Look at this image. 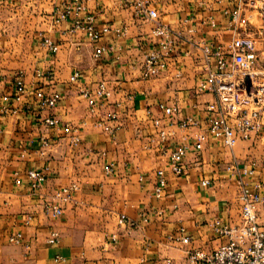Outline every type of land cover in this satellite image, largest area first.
<instances>
[{
    "label": "crops",
    "instance_id": "obj_1",
    "mask_svg": "<svg viewBox=\"0 0 264 264\" xmlns=\"http://www.w3.org/2000/svg\"><path fill=\"white\" fill-rule=\"evenodd\" d=\"M64 1L0 0V264H185L189 250L211 252L227 240L211 224H238L242 186L264 184V128L231 150L204 140L201 151L187 154L184 174H167L161 200L153 194L154 178L157 170H168L174 143L191 144L205 131L203 109L215 97L195 91L207 69L197 45L226 46L232 37L230 13L238 0H143L177 36L167 69L152 79H143L139 71L144 54L156 48L148 38L152 25L137 18L134 8L115 0H87V13L97 24L125 28L124 34L111 31L94 44L82 33H71L70 21H55ZM42 37L59 45V52L43 48ZM97 45L105 51L95 59ZM75 72L78 78L70 82ZM17 74L26 89L20 102L13 98ZM100 82L107 84L111 97L91 113L81 90L92 91ZM36 90L59 95L57 105L41 111ZM159 103L177 107L175 119L199 120L200 128L174 127V137L160 143L151 123V118L163 117ZM109 114L115 119L108 120ZM47 117L58 125L45 126ZM103 126L114 128V134ZM73 135L79 139L76 145L71 144ZM233 163L239 170L254 163L253 174L239 176L229 169ZM29 170L46 175L36 192L28 187ZM202 180L209 185L201 187ZM72 184L78 190L61 204L62 216L44 214L43 203ZM122 215L134 225L120 223ZM27 216L32 220L26 226ZM145 216L147 223L142 222ZM260 222L264 224V211ZM51 228L60 234L56 246L46 243ZM18 232L24 245H9L8 236ZM180 236L190 242L176 241Z\"/></svg>",
    "mask_w": 264,
    "mask_h": 264
},
{
    "label": "built area",
    "instance_id": "obj_2",
    "mask_svg": "<svg viewBox=\"0 0 264 264\" xmlns=\"http://www.w3.org/2000/svg\"><path fill=\"white\" fill-rule=\"evenodd\" d=\"M86 1H64L61 9L55 14V21L57 23L70 21L71 33H82L89 42L94 44L99 43L111 31L117 36L125 33V28L111 29L108 26L97 24L96 17L87 13ZM115 2L121 6L134 8V15L137 18L152 25L148 38L156 48L144 54L139 71L143 79L158 77L167 69L169 60L174 54L176 34L161 22L157 9L151 7L149 2L143 0H115ZM256 5L258 34L260 38L264 39V0H238V6L230 13L228 30L232 32V37L226 46L218 44L213 47L204 41L198 43L197 47L204 55L207 69L205 79L197 83L195 91L199 94H213L215 100L205 105L203 109L205 131L196 135L191 144L185 141L174 143L167 158L168 170L159 169L155 172L153 189L155 199L161 200L165 195L167 174L174 177L184 174L187 154L191 151L195 153L201 151L204 140L221 142L223 147L231 150L238 142L249 140L252 133H259L264 128V103L257 99H251V104L244 106L235 100L246 81L250 79V73L257 61L256 43L253 36L244 28L247 14H243L242 7H255ZM189 31L192 32V30ZM41 44L48 52L53 54L59 52V45L53 43L48 37H42ZM104 51L103 46L97 45L93 51V58L98 59ZM212 60L213 64H211ZM178 77H181L180 73L177 74ZM77 78L78 73L75 72L70 77V82H75ZM25 94L26 89L22 75L17 74L14 78L13 98L15 102H20ZM81 96L88 102L89 111L92 113L101 101L111 97V90L105 82H100L92 91L81 90ZM34 98L41 111L53 109L60 99L59 95L46 94L42 90H36ZM157 108L162 112V118H151L150 110L146 111V116L151 118L160 143L168 142L170 138L174 137L172 130L174 127L182 130L200 128L201 122L191 116L175 119L179 114V110L175 106L159 103ZM1 112L5 113L6 108L3 107ZM107 119L114 120L115 116L109 114ZM43 123L47 127L58 125L54 117L45 118ZM103 128L110 134L115 132L114 128L108 126H103ZM66 131L76 132L68 126H66ZM78 142L77 135L71 136L72 145H76ZM48 146L49 144L43 141L42 148ZM249 167L239 170L237 163H233L229 169L237 170L239 176H247L253 174L255 164L252 163ZM105 172L111 173L112 169L106 168ZM26 178L29 189L36 192L42 188L46 175L43 170H29L26 173ZM14 183L20 185L21 182L15 178ZM208 185V180L200 182L201 187ZM262 189H264V184L261 183L256 184L254 188L242 186L239 194V223L221 225L218 220H215L211 224L212 231L219 236H225L226 242L208 253L201 250L187 251L185 264H264V224L260 222V213L264 211V195L260 193ZM77 190V185L72 184L56 192L50 202L43 203V213L53 219L60 218L63 214L61 204L70 200L72 194ZM31 220L32 217L27 216L24 224L29 225ZM119 222L128 223L130 226L134 225L123 215L119 217ZM142 222L147 223L148 218L143 217ZM59 240V232L55 228L49 229L46 243L56 246ZM113 241L116 239L113 238ZM176 241L185 245L190 242L189 238L184 236L176 238ZM7 243L11 246L24 245L23 234L18 232L8 236ZM25 247L27 248L28 245ZM57 261L63 262L64 260L58 258ZM169 263L167 261V264Z\"/></svg>",
    "mask_w": 264,
    "mask_h": 264
},
{
    "label": "rangeland",
    "instance_id": "obj_3",
    "mask_svg": "<svg viewBox=\"0 0 264 264\" xmlns=\"http://www.w3.org/2000/svg\"><path fill=\"white\" fill-rule=\"evenodd\" d=\"M256 7L243 6V14L245 18V29L249 34L253 36L256 43V55L257 61L254 69L251 71L250 79L244 84L242 91L238 93V100L244 106L251 104V99H257L261 103H264V39L260 38L258 34V22ZM245 17V16H244ZM231 83V82H230ZM250 98H247L249 97Z\"/></svg>",
    "mask_w": 264,
    "mask_h": 264
}]
</instances>
